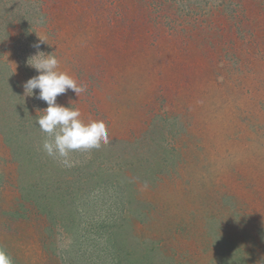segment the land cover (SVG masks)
Masks as SVG:
<instances>
[{"label":"rangeland","instance_id":"1","mask_svg":"<svg viewBox=\"0 0 264 264\" xmlns=\"http://www.w3.org/2000/svg\"><path fill=\"white\" fill-rule=\"evenodd\" d=\"M119 1L0 0V40L7 35L10 41L0 44V234L14 240L8 248L15 264H68L70 256L81 264L116 262L111 253L107 257L104 232L96 233L95 241L81 230L87 223L65 232L69 220L61 217L66 208L99 226L117 221L121 232H129L121 233L130 252L121 264H264V187L245 176L252 166L264 172V112L258 107L240 123L218 93L209 94L218 91V84L207 77V68L224 63L215 58L211 65L197 62L210 60L214 50L200 44L181 66L162 54L157 45L165 47L160 40H168L171 32H153L167 16L168 0H124L123 10ZM42 9L48 17L52 10L54 23L42 17ZM125 37H134L135 47L125 49ZM38 42L39 49L33 47ZM38 51L54 55L58 71L86 89L79 97L69 90L57 103H71L85 122L96 113L92 105L98 106L107 114L108 127L116 129L100 149L72 153V167L42 151L47 137L36 116L47 104L23 88L38 74L27 64ZM200 105L211 113H203ZM127 123L132 140L113 136H125ZM245 126L249 130L240 133ZM252 144L257 147L250 149ZM36 164L44 167L35 169ZM79 177L84 187L78 199L63 194L65 183L78 184ZM45 178L48 197L62 192V201L52 200L47 207L59 221L31 206L30 196L45 193ZM21 196L25 200L16 205ZM127 200L131 209H125ZM11 226L14 230L6 231ZM47 228H54L52 239ZM52 250L59 255L49 258ZM233 252L242 261L230 259Z\"/></svg>","mask_w":264,"mask_h":264},{"label":"trees","instance_id":"2","mask_svg":"<svg viewBox=\"0 0 264 264\" xmlns=\"http://www.w3.org/2000/svg\"><path fill=\"white\" fill-rule=\"evenodd\" d=\"M168 1L167 16L164 20L159 18L160 23L157 27V31L155 30L153 32L154 36L164 34L167 31L171 32L170 38H168V40L167 38H165V36H163V38L160 40L163 44H165V47H163L161 43L159 44L160 46L157 45V47L161 49L162 54L165 56L166 54H168L173 58L172 61L175 62L173 64H179L181 66L185 64L187 58L192 56V51L200 44H203L207 48L206 50H214V57H210V60H204L202 58L200 62H197V64L203 65L205 61H208L207 63L211 65L212 60L214 61L215 58V60H220L224 63L223 67L215 66V63L210 67L206 65V68L208 67L206 71V73L208 72L207 77L214 78L218 84V91H216V93L209 94L218 93L220 99H222L225 104H228L229 114L232 115L235 120L239 121L240 123H242V121L245 119L247 120V118L249 117V112L253 110H258L259 108H261V110L264 112V0H185V2H180V0ZM22 2L24 4L27 2V0H22ZM124 2V0L119 1L120 10H123L126 7V4ZM15 3L16 5L19 4L18 1H16ZM23 10L24 14L26 15V8L23 7ZM43 10L44 9H42L41 12L43 16H41L44 18L47 17L50 23H54L55 20H53L54 14L52 10H50L49 17L46 14L47 10ZM172 11L173 16L171 15ZM181 16L182 19H179ZM178 22H182V25H179ZM148 36L150 41L152 39V33L149 32ZM5 40L9 41L7 35L3 36L2 40H0V44H2ZM135 40L134 37H125L123 44V46H125V49L129 47L128 45L136 44L134 42ZM131 41H133V43ZM140 49H142V47L138 46V50ZM97 52L99 53L100 51L97 50ZM241 62L245 63L246 68L250 67L251 71L248 69L247 73L242 68ZM250 63L251 66L249 65ZM197 64L196 62L194 63V65ZM228 72H230L231 75H228ZM220 74H224V77L222 79H219ZM230 76L232 78H230ZM228 79L231 80V82L227 81ZM226 85L228 86L226 87ZM84 101L85 100L83 98V102ZM92 101L95 102L96 100L92 98ZM200 107L203 113H211L210 108L204 110L203 105H200ZM215 109L216 111H218L217 107H215ZM93 111H95L96 113L94 114L92 120L104 121L107 128L108 137H110V135H112L111 130L113 133L114 131H116V129L108 127V118H106L107 114L105 110L101 109L98 106L92 105L91 112L93 113ZM85 115V118L90 117L89 114ZM127 121L128 123L136 124V121L131 122L130 119H128ZM6 123H9V121H7ZM128 123L125 127V136H119V133H114L113 136H115L116 138L124 139V141L132 140L131 137L133 135H131L132 132H130ZM143 123L145 124V121ZM221 123L225 124L224 121H221ZM132 124L131 131L133 129ZM247 124L248 121L246 122V125ZM245 130H249V127L245 126V129L240 130V133H243L242 131ZM4 134L7 136V133L4 132ZM4 140L8 141V138L5 137ZM256 147L257 146L252 144L250 149H255ZM242 149L244 150V147H242ZM242 149L240 151H242ZM242 153H244V151L239 152V154ZM28 160L30 161V157L28 158ZM42 160V158L39 159V161ZM36 166L35 169L38 170H40L41 167H44V165L39 164H36ZM25 169L29 171V168ZM246 170L247 171H245V176L247 175L246 178L248 180L250 179V183L252 182V177H254L258 184V187H264L263 171L255 166L249 167ZM78 179V184H76V181L74 180H68L65 183L68 190H64L63 194H65V191H68L73 195L74 199H78L84 187L81 186L84 184L82 177H79ZM45 180L47 181V184H44V186H42V191H44L45 193L42 195L39 194L38 197L34 196V199L30 196L33 203L31 206H33V208H40L39 211H41V213L48 215L51 219L59 221V217L57 216L56 212H49L47 207L48 205L53 204L52 200L54 202L62 201V192L59 195H57V193H53V196L51 195L48 197L46 192L48 191V194H50L51 188H44L46 187V185H48L47 178H45ZM91 182H93V185L97 183L94 181ZM60 187L61 185L57 186L58 189ZM32 194L34 193L32 192ZM20 195L23 194L20 193ZM83 196H86V194H84ZM24 198L25 196H21V199H15V204L22 205L21 202L22 200H25ZM130 202L131 201L129 200L126 201L125 209L132 208L133 203L130 204ZM15 214L17 216H23V214H21V212H19L18 210L15 211ZM88 215L89 213L87 214V216ZM62 218H68L67 220H69V222H66L67 225L65 227V232L68 234H71L72 229L73 231L75 229H78L77 223H87L85 227L81 225L82 227H84L81 228V230L84 231L87 237H90L93 241L96 240L97 234L98 236L103 234L100 231L104 232V234L109 238V246H107L106 249L107 257L111 253L113 261L116 260L114 264H121L124 261L125 256L130 253L128 252L129 245L124 244L122 241L123 239H121V233L124 236V233H126L127 235L129 232H121L120 226L117 224V221H102L101 225L99 226L96 225L97 223H95L97 221L88 220L85 216H81L80 211H71V208H66L61 219ZM127 220L128 218L126 217V221ZM52 229L54 228H47V231L51 232V239L54 231ZM12 230H14L12 226L6 229V231L8 232ZM185 231L186 228L184 227L182 233H184ZM13 242L14 240L9 239L6 233L0 234V248H3L11 257H13V255L12 252H9L8 247L9 245H12ZM50 243L52 244V240L50 241ZM51 244L45 248V251L49 250ZM237 246H242L241 242ZM148 249V253L150 256V254L152 253L150 251V248ZM236 250L240 251L239 249ZM236 250L233 251H235L236 254L239 253ZM235 252H233V258H231L232 256H230V259H232L233 261L235 259H237L238 261L241 260L242 258L238 256L236 258ZM239 254H242V256L245 255V253ZM57 255H59L57 250H52L51 253L47 254L49 258ZM219 257L220 254L216 256L217 261H221L219 260ZM12 259L14 262V257ZM67 260H69L68 264H81V262L76 263V258H72L71 256L70 258H67ZM64 261L61 264H65ZM83 264L87 263L84 262ZM102 264L107 263L103 262ZM110 264H112V262ZM124 264L129 263L126 262Z\"/></svg>","mask_w":264,"mask_h":264},{"label":"clouds","instance_id":"3","mask_svg":"<svg viewBox=\"0 0 264 264\" xmlns=\"http://www.w3.org/2000/svg\"><path fill=\"white\" fill-rule=\"evenodd\" d=\"M33 47L39 49L40 43ZM27 64L38 74L23 83L25 94L47 104L46 108L39 110L42 115L36 116V124L46 134L41 149L48 157L65 167H72L76 163L72 153L89 152L109 143L104 121L85 122L80 110L73 108L71 103L70 106L57 103V97L69 90L79 97L86 89L66 72L58 71L59 61L54 55L38 51L28 58ZM0 264H14L3 248H0Z\"/></svg>","mask_w":264,"mask_h":264}]
</instances>
